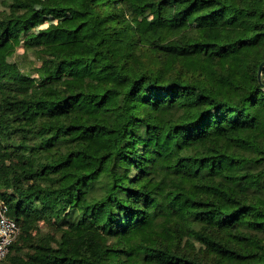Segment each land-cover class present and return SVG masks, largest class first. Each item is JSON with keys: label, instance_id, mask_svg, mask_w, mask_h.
Wrapping results in <instances>:
<instances>
[{"label": "trees", "instance_id": "trees-1", "mask_svg": "<svg viewBox=\"0 0 264 264\" xmlns=\"http://www.w3.org/2000/svg\"><path fill=\"white\" fill-rule=\"evenodd\" d=\"M263 60L264 0H0V264H264Z\"/></svg>", "mask_w": 264, "mask_h": 264}, {"label": "built area", "instance_id": "built-area-1", "mask_svg": "<svg viewBox=\"0 0 264 264\" xmlns=\"http://www.w3.org/2000/svg\"><path fill=\"white\" fill-rule=\"evenodd\" d=\"M20 233L19 224L7 215V206L0 200V263Z\"/></svg>", "mask_w": 264, "mask_h": 264}, {"label": "rangeland", "instance_id": "rangeland-1", "mask_svg": "<svg viewBox=\"0 0 264 264\" xmlns=\"http://www.w3.org/2000/svg\"><path fill=\"white\" fill-rule=\"evenodd\" d=\"M34 5L38 6L39 3H40V0H32ZM70 17H67L66 19H69ZM62 19V18H61ZM61 19H56V18H52L50 16H46L44 18V20L42 22H40L36 27H35V30L39 29V28H42V27H45L46 25H48L49 23L51 22H56V21H59ZM21 52L22 50L21 49H17L16 52L14 53L13 56L11 57H8L7 60H10V61H14V60H18V61H21V63L23 64V66H26V67H29V64L31 63L30 60L28 59H21L20 58V55H21Z\"/></svg>", "mask_w": 264, "mask_h": 264}, {"label": "water", "instance_id": "water-1", "mask_svg": "<svg viewBox=\"0 0 264 264\" xmlns=\"http://www.w3.org/2000/svg\"><path fill=\"white\" fill-rule=\"evenodd\" d=\"M263 65H264V60H263V61H261V63L259 64V69H258V77H260V74H261V69H262Z\"/></svg>", "mask_w": 264, "mask_h": 264}]
</instances>
